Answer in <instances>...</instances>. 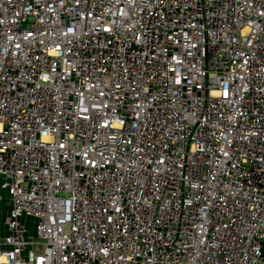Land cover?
Wrapping results in <instances>:
<instances>
[{
  "label": "built area",
  "instance_id": "1",
  "mask_svg": "<svg viewBox=\"0 0 264 264\" xmlns=\"http://www.w3.org/2000/svg\"><path fill=\"white\" fill-rule=\"evenodd\" d=\"M0 190L4 264H264V0H0Z\"/></svg>",
  "mask_w": 264,
  "mask_h": 264
},
{
  "label": "crops",
  "instance_id": "2",
  "mask_svg": "<svg viewBox=\"0 0 264 264\" xmlns=\"http://www.w3.org/2000/svg\"><path fill=\"white\" fill-rule=\"evenodd\" d=\"M11 208V199L5 191L0 190V239L6 235V219L9 215ZM24 225H28L30 221H23ZM1 264L3 260L0 259Z\"/></svg>",
  "mask_w": 264,
  "mask_h": 264
},
{
  "label": "rangeland",
  "instance_id": "3",
  "mask_svg": "<svg viewBox=\"0 0 264 264\" xmlns=\"http://www.w3.org/2000/svg\"><path fill=\"white\" fill-rule=\"evenodd\" d=\"M26 228L28 232L30 233L32 231V222H30L28 225H26Z\"/></svg>",
  "mask_w": 264,
  "mask_h": 264
},
{
  "label": "trees",
  "instance_id": "4",
  "mask_svg": "<svg viewBox=\"0 0 264 264\" xmlns=\"http://www.w3.org/2000/svg\"><path fill=\"white\" fill-rule=\"evenodd\" d=\"M263 255H264V249H263Z\"/></svg>",
  "mask_w": 264,
  "mask_h": 264
}]
</instances>
